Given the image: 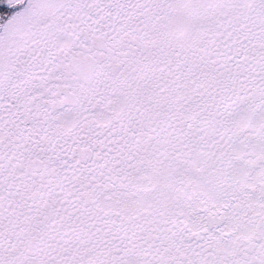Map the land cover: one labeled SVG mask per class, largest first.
Here are the masks:
<instances>
[{"label":"snow or ice","instance_id":"1","mask_svg":"<svg viewBox=\"0 0 264 264\" xmlns=\"http://www.w3.org/2000/svg\"><path fill=\"white\" fill-rule=\"evenodd\" d=\"M0 264H264V0H0Z\"/></svg>","mask_w":264,"mask_h":264}]
</instances>
